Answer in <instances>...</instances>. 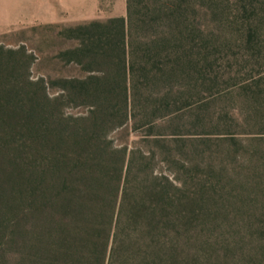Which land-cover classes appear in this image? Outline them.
<instances>
[{
  "label": "trees",
  "instance_id": "trees-1",
  "mask_svg": "<svg viewBox=\"0 0 264 264\" xmlns=\"http://www.w3.org/2000/svg\"><path fill=\"white\" fill-rule=\"evenodd\" d=\"M259 1L127 0L126 16L60 31L79 41L60 56L99 74L51 81L63 84L55 97L44 79L0 75V188L21 190L0 193V214L14 198L19 264H181L197 209L191 183L156 172L155 156L116 147L109 134L136 117L140 96L155 112L171 106L141 92L143 79L164 71V52L264 34ZM4 61L0 71L11 72ZM67 103L89 114L66 115Z\"/></svg>",
  "mask_w": 264,
  "mask_h": 264
},
{
  "label": "rangeland",
  "instance_id": "rangeland-1",
  "mask_svg": "<svg viewBox=\"0 0 264 264\" xmlns=\"http://www.w3.org/2000/svg\"><path fill=\"white\" fill-rule=\"evenodd\" d=\"M259 2L264 6V0ZM14 3L0 0V64L5 60L14 67L7 73L4 63L0 75L44 79L47 92L55 97L63 92V84L53 86L51 81L99 74L60 56L79 45L60 31L119 17L113 12L120 11L122 0H103L91 19L63 15L56 22L28 15ZM209 20H202L207 28L213 27ZM223 30L216 32L222 35ZM220 37L176 49L172 58H166L165 47L160 49L164 71L143 79L141 92L167 97L171 106L161 109L158 104L155 112L153 101L140 104V96L136 117L111 131L109 138L116 147L155 156L151 168L156 172L191 183L197 209L181 264H264V34L243 42ZM66 105V115L90 111L88 105ZM19 190L4 183L0 193L13 196ZM12 200L4 201L0 214V264H19L22 243Z\"/></svg>",
  "mask_w": 264,
  "mask_h": 264
},
{
  "label": "crops",
  "instance_id": "crops-1",
  "mask_svg": "<svg viewBox=\"0 0 264 264\" xmlns=\"http://www.w3.org/2000/svg\"><path fill=\"white\" fill-rule=\"evenodd\" d=\"M102 1L103 0H12V2H15L14 4H17V7L26 10L28 15L43 17L41 20L47 22L59 21V17L63 15L91 19V17L98 15ZM119 10V12L112 11L113 16L126 15L127 0H122Z\"/></svg>",
  "mask_w": 264,
  "mask_h": 264
}]
</instances>
